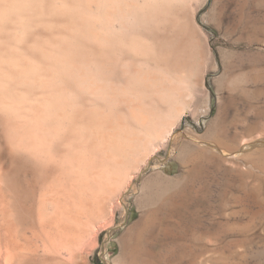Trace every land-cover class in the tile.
<instances>
[{"label": "bare ground", "instance_id": "bare-ground-1", "mask_svg": "<svg viewBox=\"0 0 264 264\" xmlns=\"http://www.w3.org/2000/svg\"><path fill=\"white\" fill-rule=\"evenodd\" d=\"M204 1L0 0L1 261L26 262L16 249L33 240L73 251L95 222L126 211L122 192L170 150L180 164L191 145L228 156L178 133L186 114L209 111L211 49L194 13ZM262 137L237 147L261 149Z\"/></svg>", "mask_w": 264, "mask_h": 264}, {"label": "rangeland", "instance_id": "rangeland-1", "mask_svg": "<svg viewBox=\"0 0 264 264\" xmlns=\"http://www.w3.org/2000/svg\"><path fill=\"white\" fill-rule=\"evenodd\" d=\"M194 10L211 49L208 100L201 104L209 111L186 114L178 133L189 128L231 157L191 145L180 164L170 148L161 151L166 158L171 151L168 161L152 164L120 195L126 211L119 205L95 222L92 238L71 252H53L33 240L16 249L28 257L21 264H264V145L248 153L238 148L264 137V0H205ZM192 161L199 162L196 169ZM150 211L162 219L153 227ZM146 237L153 238L150 244ZM54 253L62 261L48 258Z\"/></svg>", "mask_w": 264, "mask_h": 264}]
</instances>
